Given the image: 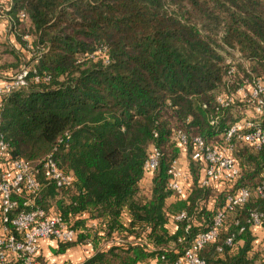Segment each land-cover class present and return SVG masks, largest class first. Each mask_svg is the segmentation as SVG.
<instances>
[{"label": "trees", "instance_id": "trees-1", "mask_svg": "<svg viewBox=\"0 0 264 264\" xmlns=\"http://www.w3.org/2000/svg\"><path fill=\"white\" fill-rule=\"evenodd\" d=\"M8 18L18 44L27 49L24 37L31 38L33 58L26 86L3 100L0 134L11 159L37 165L52 154L74 178L58 188L38 176L32 207L60 214L77 232L57 253L90 244L94 253L82 264H175L227 195L259 185L264 148L236 139L241 178L232 189L200 187L203 164L190 159L192 183L180 199L168 171L183 152L176 131L190 140V157L196 137L217 145L236 122L264 126V107L255 116L239 99L224 109L216 102L231 67L232 92L264 78V0H12ZM2 53L12 61L0 55V78L15 76L22 56L9 42H0ZM153 148L161 156L147 195L141 181ZM28 196L17 198L16 213L32 209L23 206ZM255 209L264 214V198L253 195L228 215L219 240L200 253L206 264H264V242L246 224ZM181 212L192 217L188 231L175 221Z\"/></svg>", "mask_w": 264, "mask_h": 264}, {"label": "built area", "instance_id": "built-area-1", "mask_svg": "<svg viewBox=\"0 0 264 264\" xmlns=\"http://www.w3.org/2000/svg\"><path fill=\"white\" fill-rule=\"evenodd\" d=\"M12 0H0V21H10L8 13L11 9ZM21 18L24 15L21 14ZM27 42L26 50L32 49V41L25 36ZM30 70L24 66L19 73L11 77V80L4 87H0V108L8 93L26 86ZM235 69L228 70L230 79L227 84V91L217 96L216 102L222 109L229 107L236 99L245 102L251 109L253 115H262L264 107V78L254 79L246 85H240L232 92L230 86L235 79ZM35 81L40 77L35 75ZM46 81L49 77H45ZM232 80V81H231ZM236 139L254 151H261L264 148V126L259 121L244 120L236 122L226 132L222 142L217 145L207 144L201 137L191 141L193 149L190 159L196 163H202L199 186L202 188H229L232 189L235 183L241 178V169L233 155L232 141ZM174 142L181 148L184 156L190 145V140L183 131H176L173 136ZM160 152L153 148L144 165L145 177L153 175L157 169ZM181 158L173 161L168 174L169 188L175 196L180 199L186 197L191 187V177L186 167L181 165ZM54 183L58 188L69 187L73 184L74 178L63 172L57 165L52 154L46 156L37 165H33L23 159H11L9 155V144L4 136L0 134V264H49L40 258V242L53 239L60 244H71L77 240V232L67 226L64 219L58 213H46L41 208H33L35 198L38 195L41 184L38 176ZM29 195L23 206L32 208L29 211L16 213L18 207L17 198ZM255 195L264 198V167L261 181L254 189L240 187L227 195L225 205L213 219L210 228L198 233L190 247L175 264H206L200 256L201 251L208 245L217 242L220 238V230L229 214L243 208ZM264 214L258 210H251L246 224L251 227H261ZM175 221L186 222V231L190 229L192 217L187 212H181L175 216ZM239 227L240 222L234 221ZM244 226L239 228V233L244 231ZM235 235L232 234L225 241V246L232 247ZM221 252L222 248H218ZM264 251V247L262 248Z\"/></svg>", "mask_w": 264, "mask_h": 264}, {"label": "crops", "instance_id": "crops-1", "mask_svg": "<svg viewBox=\"0 0 264 264\" xmlns=\"http://www.w3.org/2000/svg\"><path fill=\"white\" fill-rule=\"evenodd\" d=\"M0 42H9L13 45L18 44L14 35L10 33L9 26L5 21H0ZM15 47L18 49V46ZM9 80H11V77L0 79V87H4ZM151 184V175L144 177V179L141 181V188L147 195L150 193ZM251 229L256 235L257 240L264 242V229L262 227H252ZM60 245V243L53 239L42 240L40 242V258L47 261L49 264H82L94 253V250L90 244L75 245L66 249L63 253H57ZM255 264L261 263L257 261Z\"/></svg>", "mask_w": 264, "mask_h": 264}, {"label": "rangeland", "instance_id": "rangeland-1", "mask_svg": "<svg viewBox=\"0 0 264 264\" xmlns=\"http://www.w3.org/2000/svg\"><path fill=\"white\" fill-rule=\"evenodd\" d=\"M11 46L13 45V44H10ZM14 46H18V52L20 53V55L22 56L21 57V62H22V64H21V66L20 67H24V66H31L32 65V54L29 52V51H27L24 47H23V45H21V44H17V45H14ZM0 55H2V59L3 60H10V61H12V58L11 57H9L8 55H5L4 53H2V54H0ZM3 56H4V58H3ZM237 56H235V58H236ZM243 64V63H242ZM243 66L245 67L246 65L245 64H243ZM1 79V78H0ZM180 158L182 159L181 161H182V163H181V165L183 166V167H186V166H188V164H189V160H190V157H189V155H184V156H180ZM187 168V167H186Z\"/></svg>", "mask_w": 264, "mask_h": 264}]
</instances>
